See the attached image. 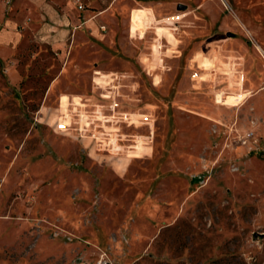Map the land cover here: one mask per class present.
I'll list each match as a JSON object with an SVG mask.
<instances>
[{
    "label": "rangeland",
    "instance_id": "obj_1",
    "mask_svg": "<svg viewBox=\"0 0 264 264\" xmlns=\"http://www.w3.org/2000/svg\"><path fill=\"white\" fill-rule=\"evenodd\" d=\"M44 3L0 0V264H264V0H73L71 53Z\"/></svg>",
    "mask_w": 264,
    "mask_h": 264
},
{
    "label": "crops",
    "instance_id": "obj_2",
    "mask_svg": "<svg viewBox=\"0 0 264 264\" xmlns=\"http://www.w3.org/2000/svg\"><path fill=\"white\" fill-rule=\"evenodd\" d=\"M78 2H86V1H91V2H103L104 0H77ZM144 3L142 5H145L146 8H149L153 11V13L155 15H160V17H163V15H166L167 11L164 8V2L166 0H143ZM185 1V0H183ZM73 2V0L69 1V4L71 7H73V9H76L77 11L74 10L75 14H77L79 17L76 18V16H74V14L72 15V9H70L68 6H64L61 4L60 0H45L44 5L46 6H50L53 9V13H52V20L54 22L52 30L55 31L52 33V42L53 44H58L60 45L61 43L64 42V44H66L65 48L67 49V51L71 53V48L73 45L72 42V37L71 35L75 32L76 30H88L90 31L91 35L93 34V29L89 28H84V26H89L90 24H93L94 19H96L98 16H100L101 14H103L104 10H93V12L91 13H85V5H84V9L79 10L77 8V5H71V3ZM169 4V3H168ZM178 4H183V3H177ZM176 5V7H177ZM184 5V4H183ZM75 6V7H74ZM169 11L171 10V5H169ZM208 9V8H207ZM253 12H251L249 15H247L245 17V25L244 28L247 32L248 35V39L249 41H246L247 46H249L250 48H252L253 52L255 53L256 56H258L260 58V53L264 55V8L261 6H254L253 8ZM205 9H203L201 12H196L193 11L192 8H190V11H188L186 14H181V15H172V22L177 21L178 18L181 19V21L186 24L188 23L189 19L193 24H199L202 20H204L202 18V14L204 13ZM194 14L192 15L188 20L186 18L187 14ZM185 18V19H184ZM150 20V19H148ZM127 21V20H126ZM187 21V22H186ZM128 23V22H127ZM182 24V25H184ZM182 25L178 26V27H182ZM103 25L99 26V34H102L100 27ZM101 30V31H100ZM96 33V32H95ZM128 38L129 41L131 43V45H134V39L130 38V34L128 33ZM165 34V31L164 33ZM68 42V43H65ZM163 42L167 43V39H163ZM164 44L165 47L167 46V44ZM258 49H261L260 51ZM166 51V50H165ZM234 51L240 53L241 55H243V57H240V63H238L239 65H237V67H242L243 65H249L250 69H251V65L249 61V57H247L246 55V50L244 49L242 52L240 50L235 49ZM67 52V53H68ZM69 53V54H70ZM69 54L66 55L63 59V65L65 64L67 57H69ZM71 55V54H70ZM254 62L256 63H260L257 59H254ZM241 64V65H240ZM255 64V63H254ZM244 69V67H242ZM236 69V68H235ZM235 72L237 73V70H235ZM237 85H239V82L236 83ZM247 91H250L251 88L250 86L247 87L246 89Z\"/></svg>",
    "mask_w": 264,
    "mask_h": 264
},
{
    "label": "built area",
    "instance_id": "obj_3",
    "mask_svg": "<svg viewBox=\"0 0 264 264\" xmlns=\"http://www.w3.org/2000/svg\"><path fill=\"white\" fill-rule=\"evenodd\" d=\"M77 8L79 10H82V9H84V6L81 3H77ZM100 29L103 30L104 29V26H101Z\"/></svg>",
    "mask_w": 264,
    "mask_h": 264
},
{
    "label": "water",
    "instance_id": "obj_4",
    "mask_svg": "<svg viewBox=\"0 0 264 264\" xmlns=\"http://www.w3.org/2000/svg\"><path fill=\"white\" fill-rule=\"evenodd\" d=\"M177 9H179V10H185L186 9V6L183 5V4H178L177 5Z\"/></svg>",
    "mask_w": 264,
    "mask_h": 264
},
{
    "label": "bare ground",
    "instance_id": "obj_5",
    "mask_svg": "<svg viewBox=\"0 0 264 264\" xmlns=\"http://www.w3.org/2000/svg\"><path fill=\"white\" fill-rule=\"evenodd\" d=\"M261 49H259V51H260ZM262 51V50H261ZM262 56H263V58H264V55L263 54H261Z\"/></svg>",
    "mask_w": 264,
    "mask_h": 264
}]
</instances>
